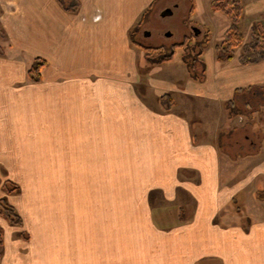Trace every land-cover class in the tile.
<instances>
[{
	"label": "crops",
	"instance_id": "crops-1",
	"mask_svg": "<svg viewBox=\"0 0 264 264\" xmlns=\"http://www.w3.org/2000/svg\"><path fill=\"white\" fill-rule=\"evenodd\" d=\"M158 1L0 0V200L23 219L0 216V264H264V143L230 159L217 144L245 127L227 103L264 87V62L212 52L196 80L180 55L176 79L142 74L131 32ZM241 1V22L264 33V0ZM35 58L46 62L39 83L27 75ZM99 184L108 223H74L67 203L62 223L54 212L42 222L43 186L96 196Z\"/></svg>",
	"mask_w": 264,
	"mask_h": 264
},
{
	"label": "rangeland",
	"instance_id": "rangeland-1",
	"mask_svg": "<svg viewBox=\"0 0 264 264\" xmlns=\"http://www.w3.org/2000/svg\"><path fill=\"white\" fill-rule=\"evenodd\" d=\"M214 0H159L155 6H153L152 10L149 12V14L146 16L145 21L143 24L140 25V27H135V41L138 43L143 44L146 47L149 48H158L159 51L155 50H145V49H138L139 53V61H138V70L142 74H153L156 70H159L156 74V77H163L164 79H176L181 73L183 63L178 59L179 56H182V52L179 50V44L184 42L185 40L189 39V46H194L195 39L197 37L198 42H204L206 40L205 33L206 31H210V42L208 45V50L205 49L206 55L204 53L203 59L205 62V65H207V57L212 52H214L215 47L217 45H220L222 42L225 41V33L228 30V27L230 25L228 19L223 16L221 13H215L211 10L210 4ZM216 1V0H215ZM192 8H194L193 14H191ZM169 10V11H168ZM248 24L246 25V22L240 23V31L244 35L245 41H250V31H248ZM197 29L198 32H200V35L195 36L193 31ZM206 30V31H205ZM208 33V32H207ZM206 33V34H207ZM170 34V36H168ZM191 47H188L187 52L189 54ZM170 50H176V59H174L171 63L166 64H153L149 60L146 59V54H168ZM240 48L236 50V57L240 54ZM199 50H197L196 53H198ZM214 55V53H213ZM205 56V57H204ZM194 58L193 56L190 57V59ZM216 58V56H215ZM220 64V63H217ZM223 64V63H222ZM157 66H162L158 68ZM221 67H224V65H221ZM177 70L180 72L177 74ZM200 66H196V71H198V74H200ZM179 82V83H178ZM178 85H182V82L179 80L176 82ZM140 92H145L148 97L154 96L157 93H164L162 91L158 90H152L150 88L139 86ZM169 93V92H165ZM180 99V98H179ZM181 101V100H180ZM194 120V118H193ZM250 120V122H249ZM245 121L247 122L245 124V128L243 131L237 132L234 134V136H237L238 139L242 141L244 144V141L242 138H244V135L254 136L255 133H261L259 136L260 143L264 141V120L260 119L259 116L253 115L251 118H245ZM226 121L224 118L219 124L222 127ZM241 121H236L233 126H239V123ZM193 125H195L193 123ZM226 127H229V124L227 123ZM243 128V127H242ZM196 129V126H195ZM264 143V142H263ZM237 149V148H236ZM246 149H248L246 147ZM231 152V150H230ZM235 152H232V156L227 155L226 153L224 156L227 159H230L231 157H235ZM7 188L4 189H11L14 186V183L7 182ZM19 187V186H18ZM91 191L95 190L100 193V195H90L83 193H78L76 191V186L74 188V194H67L66 192H57L55 197L53 194L55 192H50L48 185H45L41 189V199H38L36 201L42 203L41 212H42V222L44 224L49 225V216L54 212L53 214L57 215L58 218L64 217L61 221L65 220L66 215V209L64 211H60V206L65 207V203H67L68 207V213L74 216V223L80 224L81 223H89V224H100L108 223L107 218L102 217L103 211L105 209V206L101 204V200H97L94 198L101 197V184L99 185H91ZM20 188V187H19ZM21 189V188H20ZM7 191V190H6ZM16 193V192H14ZM20 194V193H16ZM74 197V200H70L68 198ZM101 199V198H100ZM240 201V197L238 198ZM93 200V201H92ZM56 204V211H54L53 203ZM105 204V202H102ZM241 207H243V204H240ZM77 207V208H76ZM73 209V213H72ZM77 209V211H76ZM83 209V217H82V210ZM87 211L89 215L88 218H86L85 210ZM3 218V217H2ZM5 219V218H3ZM87 219H90V221H87ZM62 223V222H61ZM24 238H27L26 234L22 235ZM3 252V248L0 246V253Z\"/></svg>",
	"mask_w": 264,
	"mask_h": 264
},
{
	"label": "trees",
	"instance_id": "trees-1",
	"mask_svg": "<svg viewBox=\"0 0 264 264\" xmlns=\"http://www.w3.org/2000/svg\"><path fill=\"white\" fill-rule=\"evenodd\" d=\"M210 8L213 12L221 13L225 16L230 25L225 33V41L215 47V56L218 62L231 61L236 50L240 48L239 63L241 65H256L264 62V33L259 30L257 25L251 28L250 41L246 42L244 35L240 31V22L244 14V8L241 0H216L211 3ZM151 10L143 16L137 27L144 23L146 16ZM135 30L131 32V41L139 48L145 50L159 51L158 48H149L135 41ZM205 35L204 42H198L195 39L194 46H189V39L179 44V50L182 52V61L187 67L189 74L196 80H203L205 77V62L203 55L205 49L209 45V33ZM191 47L188 54L187 49ZM197 50H199L198 53ZM176 50H170L168 54H146V59L153 64H164L174 60ZM194 57L190 59V57ZM200 66V74L196 71V66ZM46 66V62L40 58H35L31 67L28 70V78L33 83H39L42 79V69ZM163 109L168 110L174 105V100L170 95H164L160 99ZM228 119L233 120L236 117L251 118L253 115H258L264 120V87H251L248 89L237 90L234 98L227 103ZM250 122V120H249ZM245 127L236 129H223L220 131L217 144L223 152L232 156V152L239 148V152H235V157L247 156L257 153L262 147L259 136L263 131L255 133L254 136L244 135V144L237 136V132L243 131ZM246 147L248 149H246ZM231 150V152H230ZM234 158V157H231ZM7 183L4 187L7 188ZM8 193H19L20 188L14 185L11 189H6ZM0 216L4 217L12 226L22 227L23 219L18 214L17 210L8 204L5 199L0 200ZM0 246L3 248V229L0 227ZM3 252L0 253V260Z\"/></svg>",
	"mask_w": 264,
	"mask_h": 264
},
{
	"label": "water",
	"instance_id": "water-1",
	"mask_svg": "<svg viewBox=\"0 0 264 264\" xmlns=\"http://www.w3.org/2000/svg\"><path fill=\"white\" fill-rule=\"evenodd\" d=\"M200 35V32H198V30L196 29V36ZM168 36H170V34H168Z\"/></svg>",
	"mask_w": 264,
	"mask_h": 264
},
{
	"label": "flooded vegetation",
	"instance_id": "flooded-vegetation-1",
	"mask_svg": "<svg viewBox=\"0 0 264 264\" xmlns=\"http://www.w3.org/2000/svg\"><path fill=\"white\" fill-rule=\"evenodd\" d=\"M194 35L196 36V29L193 31Z\"/></svg>",
	"mask_w": 264,
	"mask_h": 264
}]
</instances>
